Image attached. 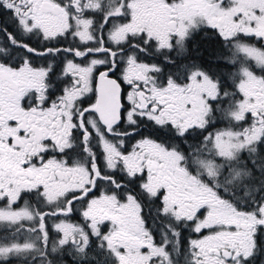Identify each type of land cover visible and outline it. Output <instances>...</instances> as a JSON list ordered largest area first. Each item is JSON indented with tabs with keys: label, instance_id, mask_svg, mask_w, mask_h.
<instances>
[{
	"label": "snow or ice",
	"instance_id": "1",
	"mask_svg": "<svg viewBox=\"0 0 264 264\" xmlns=\"http://www.w3.org/2000/svg\"><path fill=\"white\" fill-rule=\"evenodd\" d=\"M0 264H264V0H0Z\"/></svg>",
	"mask_w": 264,
	"mask_h": 264
},
{
	"label": "flooded vegetation",
	"instance_id": "2",
	"mask_svg": "<svg viewBox=\"0 0 264 264\" xmlns=\"http://www.w3.org/2000/svg\"><path fill=\"white\" fill-rule=\"evenodd\" d=\"M73 219L76 220V221H78L79 220V217L78 216H74Z\"/></svg>",
	"mask_w": 264,
	"mask_h": 264
}]
</instances>
